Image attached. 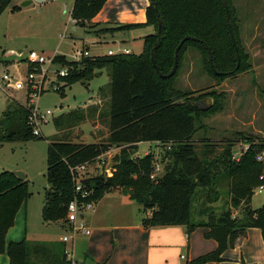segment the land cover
<instances>
[{"label": "trees", "instance_id": "obj_1", "mask_svg": "<svg viewBox=\"0 0 264 264\" xmlns=\"http://www.w3.org/2000/svg\"><path fill=\"white\" fill-rule=\"evenodd\" d=\"M10 0H0V13ZM107 0H74L71 16L76 25L86 26L100 12ZM159 15L151 1L146 8L143 23H118L106 28L111 32L128 31L153 26L156 33L143 37L140 53H116L85 56L75 61L64 55L54 59L59 66L69 69V75L60 77L64 86L75 82L86 83L102 69L110 74V124L106 143L53 141L47 152V181L43 218L45 221L66 222L68 203L76 195L70 166L94 161L104 152L109 158L101 169L89 170L84 185L92 191L86 201L98 202L106 193L114 190L126 195L142 206V224L146 228L160 225H185L188 233L203 225L208 228L205 236L217 241L216 249L202 254L187 264H204L220 261L228 246L235 247L249 227L261 229L264 240V206H250L254 189L262 184L260 179L264 164L258 162L256 153L264 147V137L252 139L243 136L241 145L250 149L235 158L236 141L227 140L220 151H214L209 143L198 150L194 136L196 122L203 115L220 109L224 93L211 92L214 105L203 110L193 104L205 96H190V92L175 89L174 78L179 72L185 52L194 48L203 56L209 72L219 81L251 70L249 53L242 44L239 24L232 1L229 5L230 20L240 53V65L229 33L223 0H155ZM156 63L163 73H168L174 62V52L185 36L179 50L176 72L163 78L157 72L151 50L159 39ZM206 42L213 54L217 74L210 65ZM232 71V72H231ZM264 96V88L261 89ZM29 108L26 104H10L0 119V147L6 142L28 141L36 136L28 125ZM84 111L71 110L67 123L84 118ZM59 118V117H58ZM57 118V119H58ZM61 120H57L59 124ZM255 141H259L255 143ZM139 142H159L162 150V172L156 171L155 155L146 153L133 156ZM114 150H109L111 147ZM241 147V146H240ZM227 179L228 190L222 193L218 182ZM198 189L205 191L206 201L215 203L222 195L229 199L230 207L220 213L207 210L206 219H193V198ZM28 179L22 180L10 170L0 172V252L9 256V264H71L66 258L64 241L34 242L28 239L7 241V233L14 225L21 205L31 196ZM242 207L244 214L237 217L233 208ZM150 212V213H148ZM264 264V263H263Z\"/></svg>", "mask_w": 264, "mask_h": 264}, {"label": "rangeland", "instance_id": "obj_2", "mask_svg": "<svg viewBox=\"0 0 264 264\" xmlns=\"http://www.w3.org/2000/svg\"><path fill=\"white\" fill-rule=\"evenodd\" d=\"M25 1L28 0H10L0 13V119L10 104L31 102L28 89L4 90L6 81L3 79L6 73L18 78L25 76L29 70L38 71V66H34L27 59L29 50H36L47 58L56 54L64 55L71 60L75 49L81 47H86L90 56L108 54L109 49L120 51L125 48H129L133 53H140L143 50V37L151 32L146 26L130 30V34L129 31L111 32L106 29L114 25L107 22L115 18V15H121L120 12L124 9L127 0H107L97 15V19L101 22L92 20L86 26L76 25L73 21L71 10L74 0H31V3L23 5ZM231 1L236 11L242 44L249 53L251 70L219 81L205 66L200 51L190 48L182 58L173 85L177 90L190 92L192 97L199 95L207 97L212 91L224 93L221 99L222 107L197 120L194 140L199 151L206 147V143H209L214 151H220L227 140H234L236 141L234 153L238 155L241 146L238 140L243 136L256 140L264 137V96L261 93V89L264 88V0ZM132 3L136 10L135 18H140L139 12L142 6L139 5L138 0H132ZM133 22H142V20ZM153 32L156 33V30L154 29ZM45 68L49 70L47 81L45 80L41 90L39 85L35 90L36 93H40L37 105L43 111L50 109L53 114L46 123L42 124V134L28 141L6 142L0 147V172L23 171L32 192L21 205L15 223L7 234L9 241H20L25 238L34 242H59L62 241L60 238L63 234L71 235L64 222H47L43 218L45 193L48 187L46 172L49 143L108 141L110 99L105 101L103 91L99 94L102 107L97 104V108H89V103L98 96L99 86L105 85L108 92L110 91L108 69H103L102 74L86 83L79 81L66 87L57 75V70L61 68L57 63H46ZM35 74L39 76L40 73L35 72ZM75 109L84 111V118L70 123L65 119L61 120L69 111ZM57 120H61L59 124ZM149 147L148 142H143L141 145L143 150ZM163 148V145H157V148L155 145L152 146L156 165L160 167L158 173L163 170L160 162ZM114 149L116 147L113 146L109 150ZM133 156H137L136 153ZM217 186L224 193L228 190L229 181L223 179ZM206 194L205 191L198 189L194 195L192 214L195 221L205 219L209 208L220 213L230 207L226 195H222L217 202L211 204L206 201ZM124 201L126 199L123 195L109 192L95 202L91 210L85 211L84 219L92 234L86 238L100 235L104 244L111 243L110 240L116 242L115 231L112 229L114 227L107 225L108 214L115 215L113 218H124L122 213L126 211H132L135 217L143 213L142 206L136 201H130L129 204H125ZM250 206L253 209L264 206V189L261 191L254 189ZM232 210L237 217L244 214L242 207ZM116 232L122 234L123 229L120 227ZM205 232L206 227L199 225L186 233V241L171 249L168 264H182L186 258L192 260L205 254L198 252L207 245L214 244L216 247L215 240L206 237ZM80 236L81 234L78 235L75 250L76 255L83 258L86 238ZM67 246L71 249V242H68ZM82 261L85 262L83 259ZM263 263L262 232L257 227H250L248 236L241 246H228L220 261H208L204 264ZM89 264L107 263L98 262L89 255Z\"/></svg>", "mask_w": 264, "mask_h": 264}, {"label": "crops", "instance_id": "obj_3", "mask_svg": "<svg viewBox=\"0 0 264 264\" xmlns=\"http://www.w3.org/2000/svg\"><path fill=\"white\" fill-rule=\"evenodd\" d=\"M138 1H139V5L142 6V9L140 10L141 13L139 12V15H141L140 18H135L136 10L132 3V0L130 1L127 0V2L124 3V9L120 12L121 15L119 16L115 15V18H113L111 21L107 23L126 24V23L145 22L147 19L146 18V8L150 5L151 0H138ZM97 15L93 18V20L99 21L97 19ZM136 20H142V22H133ZM146 27L150 28L151 32L154 31L153 26H146ZM130 30L133 31L134 29H130ZM130 30H128L129 32L127 31L128 34L131 33ZM102 73H103V69L98 72L97 76H99ZM110 81H111V78H110ZM110 81L108 84H110ZM103 91H104L103 97L105 98V101H108L110 99V91L108 92L105 85H101L99 86L98 96L94 97L93 101L89 103L90 109L97 108L98 106L97 104H100V106L102 107L100 103L101 99H99V94H101V92ZM105 91H107V93H105ZM107 136H109V127H108ZM89 143H97V142H89ZM142 143L143 142L138 143V150L136 151L137 156H143L146 153H154V150H152V146L155 145V148H157V145H162V143H159V142H148L150 144V147L143 150L141 148ZM97 165L98 164L95 163L94 166H97ZM90 170H95V168L91 167ZM113 192L118 193L119 195H123L126 199V201H124L125 204H129L128 202L134 201V200L129 199L126 195L122 194L120 190L118 189L112 191L111 193ZM122 214L124 215V218L123 217L113 218L115 216L113 214H108V217L106 218L107 225L109 227H114L112 229H114L115 231V239H117L116 242H114L113 240H110L111 243L104 244L103 242L104 240L99 237L100 235H95L91 237L90 239L86 238V237H89V235H92L91 233L89 235L79 233L69 239L68 242H71L70 248L74 252L76 259L80 262V264H89V255L93 256V258L96 261L107 263V264H168V261L171 255V249L174 248L175 246H180L181 244H183L184 241H186V233L188 234V231L185 225H160V226H153L150 228H146L143 226L142 221H141L143 217V213L142 214L139 213L138 217H135L132 211H126ZM83 217H84V214H83ZM117 222H119V224H117ZM65 227L69 231L68 225L66 223H65ZM120 227L123 229L122 234L116 232V229ZM249 228L246 230V233L244 234V236H242L239 239L235 247H239L242 245V243L248 236ZM124 230H127V231H124ZM207 230L208 228L206 227V231ZM65 234H63L60 239H62V237ZM80 234H81L80 237L86 238L84 247H83V252H82L84 253L83 258L81 257L79 258L78 254L76 255V250H75L76 241L79 239L78 235ZM7 241L9 242L8 235H7ZM68 242H66V244H68ZM215 242H216V247H217V241L215 240ZM216 247L214 244H210V245H207L206 248H203L198 253L199 254L207 253L209 251L214 250ZM67 248L68 246L66 247V249ZM82 259L85 262H83ZM188 261L190 260H187L186 258V260H184L182 264H187ZM9 263H10V259L7 253L0 252V264H9Z\"/></svg>", "mask_w": 264, "mask_h": 264}, {"label": "built area", "instance_id": "obj_4", "mask_svg": "<svg viewBox=\"0 0 264 264\" xmlns=\"http://www.w3.org/2000/svg\"><path fill=\"white\" fill-rule=\"evenodd\" d=\"M119 52L131 53V50L129 48H125L120 51L112 50V49L108 50V54L110 55ZM56 56L57 55L55 54L54 56L47 58L45 55L38 53L36 50H29L27 59L29 62L33 63L34 66L36 65L39 67V68L37 67L38 71L29 70L25 76H20L18 78L11 76L9 73L4 74L3 76V79L6 81L4 90L13 88L16 90L28 89L30 91L31 102L26 104L29 108L28 125L31 127L32 132L35 136H39L42 134V129H41L42 124L46 123L49 116L53 114V111H51L50 109H47L45 111L40 109V107L37 105L40 93H36L35 90L37 88V85H39V88L41 90L43 84H45L44 82L47 81L46 79L49 70L47 68L44 69V65L46 63L50 64L55 62L54 59ZM85 56H90L89 51L86 47H81L75 49L74 56L72 59L77 61V60H81V58ZM60 67L61 68L57 70L58 77L68 76L69 69L62 65ZM35 72H39L40 73L39 76H37ZM257 142L259 141H255V143ZM249 149H250L249 144L242 143L240 147V153L238 155H234L235 158L240 159V156L243 153H246ZM109 155L110 152L107 151L101 154L96 159H94V161H90V162L87 161L79 165L70 166L72 180L75 184L76 195L74 199H72L68 203V209H67L68 211H67L65 223L68 225L71 235L73 236L67 233L62 237V241L68 242L71 237H74V235H77L79 233H83L85 235H89L91 233V229L87 225L86 220L83 217V214L85 213V211L90 210L95 202L85 200L87 197H89L92 194V191L85 187L84 179L87 178V173L91 167H94L95 169H101V167L108 160ZM256 159L258 162L264 164V147L259 151H257ZM95 163H97L98 165L94 166ZM159 168L160 167L157 165L156 171L152 174V177H154L157 174ZM260 179L264 180V168L262 174L260 175ZM255 189H258L259 191L264 189V182L259 186H257ZM65 252H66V258L68 261L71 262V264H80V262L76 259L74 252L71 249L67 248Z\"/></svg>", "mask_w": 264, "mask_h": 264}, {"label": "water", "instance_id": "obj_5", "mask_svg": "<svg viewBox=\"0 0 264 264\" xmlns=\"http://www.w3.org/2000/svg\"><path fill=\"white\" fill-rule=\"evenodd\" d=\"M151 1L154 3L155 8H156V11H157V13L159 15V12H158L159 9H158V6H157V2L155 0H151ZM223 1H224V5H225V10H226V18H227L229 33H230V36H231V39H232V42H233V45H234V49H235V52H236V56H237V66H239L240 65V53H239V48H238V45H237V41H236L235 34H234V31H233V28H232V24H231V20H230L229 5H228L227 0H223ZM29 3H31V0H28V1L23 2V5H27ZM160 32H161V18L159 16V39L155 43L154 47L151 50V59H152V62L154 64L157 72L159 73V75L161 77H163V78H168V77H171L176 72V69H177L178 63H179V50H180L182 44L186 40H189L191 38L192 39H196V38L195 37H191V36H185L180 41V43L177 45V47L175 49V52H174V62H173V66H172L171 70L168 73H163V72L160 71L159 66L156 63V58H155L156 50L159 47L160 41H161V34H160ZM203 43L207 47V50H208V53H209V62H210L211 68L217 74H221L222 72L217 71L216 68H215V66H214L213 54L211 52V49H210L209 45L206 42H203ZM193 104L195 106L203 109V110H208V109H210L214 105V99L211 96H207V97L201 98L199 100L193 101ZM12 172L15 175H17L18 177H20L22 180H25L26 177H27L26 174L23 171H21V170H15V171H12Z\"/></svg>", "mask_w": 264, "mask_h": 264}, {"label": "flooded vegetation", "instance_id": "obj_6", "mask_svg": "<svg viewBox=\"0 0 264 264\" xmlns=\"http://www.w3.org/2000/svg\"><path fill=\"white\" fill-rule=\"evenodd\" d=\"M204 98V97H203Z\"/></svg>", "mask_w": 264, "mask_h": 264}]
</instances>
